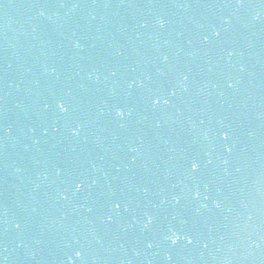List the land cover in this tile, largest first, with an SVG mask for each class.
Instances as JSON below:
<instances>
[{
	"label": "water",
	"instance_id": "1",
	"mask_svg": "<svg viewBox=\"0 0 264 264\" xmlns=\"http://www.w3.org/2000/svg\"><path fill=\"white\" fill-rule=\"evenodd\" d=\"M0 264H264V0H0Z\"/></svg>",
	"mask_w": 264,
	"mask_h": 264
},
{
	"label": "snow or ice",
	"instance_id": "2",
	"mask_svg": "<svg viewBox=\"0 0 264 264\" xmlns=\"http://www.w3.org/2000/svg\"><path fill=\"white\" fill-rule=\"evenodd\" d=\"M224 138L227 139V135H225ZM195 168H196V165L194 164V165H193V170H195ZM81 186H82V185L77 184V187H78V188L81 187ZM117 207H119V205H117ZM173 236H174V239L172 240V242H173V243H176L180 238H179L178 236H175V234H173ZM188 243H192V241H191V240H188Z\"/></svg>",
	"mask_w": 264,
	"mask_h": 264
},
{
	"label": "clouds",
	"instance_id": "3",
	"mask_svg": "<svg viewBox=\"0 0 264 264\" xmlns=\"http://www.w3.org/2000/svg\"><path fill=\"white\" fill-rule=\"evenodd\" d=\"M117 114L119 115L120 113L118 112ZM173 239H174V238H173ZM77 255H79V253H78Z\"/></svg>",
	"mask_w": 264,
	"mask_h": 264
}]
</instances>
